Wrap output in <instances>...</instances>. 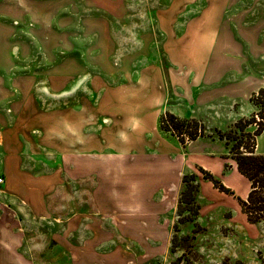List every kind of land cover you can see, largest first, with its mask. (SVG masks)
<instances>
[{
    "label": "rangeland",
    "instance_id": "1",
    "mask_svg": "<svg viewBox=\"0 0 264 264\" xmlns=\"http://www.w3.org/2000/svg\"><path fill=\"white\" fill-rule=\"evenodd\" d=\"M0 70L9 79L31 80L33 100L23 104L34 115L27 136L29 166L61 168L65 176L50 197L49 222L85 213L96 203L101 141L112 127L108 123V131L102 122H111L112 110L121 114L137 104L148 116L164 101L161 122L170 103L193 105L203 129L185 146L206 145L208 162L215 156L211 169L195 159L189 163L187 174H196L200 183L198 225L179 224L176 214L178 231L144 229L143 243L127 249H138L139 264H261L264 227L250 224L238 201L247 197L250 182L217 130L229 132L248 118L255 110L250 98L264 88V0H0ZM228 106L232 113L226 115ZM8 116L0 111V130ZM9 143L7 151H14V138ZM73 143L80 145L79 156ZM257 143L263 153L264 136ZM87 154H96L90 173ZM216 167L234 195L215 188L199 170ZM183 208L181 220L192 219L188 206ZM23 217L27 258L72 264L54 239V225ZM2 235L11 237L7 230ZM14 263L0 258V264Z\"/></svg>",
    "mask_w": 264,
    "mask_h": 264
},
{
    "label": "crops",
    "instance_id": "2",
    "mask_svg": "<svg viewBox=\"0 0 264 264\" xmlns=\"http://www.w3.org/2000/svg\"><path fill=\"white\" fill-rule=\"evenodd\" d=\"M17 64L15 62L13 67H18ZM3 73L0 70V111L6 110L9 118L0 130V144L3 143L4 150L0 158V176L5 179L0 191V258L7 257L14 260V264H35L23 251L29 244L23 232L27 223L23 216H26L54 225V239L70 255L72 264H139L138 249H127V246L143 243L144 229L174 228L183 177L192 171L189 163L195 159L197 164L211 169L215 156H210L208 162L205 158L211 153L206 145H197L191 150L162 129L158 118L164 101L155 104L148 116L137 104L121 114L112 110L108 116L111 122H102L104 127L108 123H112V127L110 131L106 127L109 133L101 141L103 152L96 166L100 181L94 191L96 203L85 213L73 211L66 219L49 222L50 197L63 186L65 176L61 168L40 171L29 166L27 136L29 118L34 115L23 104L33 100L31 80L9 79ZM17 103H20L19 109L15 108ZM165 108L177 118L198 120L193 105L185 109L174 102ZM226 108V115L232 113L229 106ZM11 138L15 140V150L8 152ZM37 147L43 148L40 144ZM79 147L78 143L72 145L78 156ZM87 155L90 173V160L96 154ZM211 171L217 179L221 176L219 168ZM7 222L11 225L5 226ZM5 230L9 231L10 239L2 235ZM28 250L32 252L34 248Z\"/></svg>",
    "mask_w": 264,
    "mask_h": 264
},
{
    "label": "trees",
    "instance_id": "3",
    "mask_svg": "<svg viewBox=\"0 0 264 264\" xmlns=\"http://www.w3.org/2000/svg\"><path fill=\"white\" fill-rule=\"evenodd\" d=\"M250 102L255 110L248 118L239 119L229 132L217 130V133L220 140H223L229 148V154L236 162L238 172L250 182V191L247 197L245 199L238 198L242 213L250 224H262L264 227V152H257L258 139L264 136V88L260 89L258 93H254L250 98ZM167 118L178 138L162 124L164 117L160 122L162 129L175 137L183 147H185L186 143L182 137L184 133L189 135L190 140H195L198 131L203 129V126L194 119H180L171 114H168ZM225 168L228 169L229 165H226ZM199 170L203 173L204 178L210 181L215 188L223 193L234 195L211 172L203 168H199ZM183 187L177 209L179 224L189 221L196 224L199 212L196 193L200 188L197 175L185 174ZM184 205L188 206L186 211H189L190 214L193 213L192 219L185 218L181 220L183 219ZM178 229V225L175 224L174 230L178 231ZM174 238L173 236L172 244L174 243ZM261 264H264V257H261Z\"/></svg>",
    "mask_w": 264,
    "mask_h": 264
},
{
    "label": "built area",
    "instance_id": "4",
    "mask_svg": "<svg viewBox=\"0 0 264 264\" xmlns=\"http://www.w3.org/2000/svg\"><path fill=\"white\" fill-rule=\"evenodd\" d=\"M163 117H164V120H163V125L165 127H167L173 134H175V137H177L176 135V132L174 131L173 127H172V124L170 123L169 119L167 118V114L166 112L163 113ZM185 140V142H188V140H190V137L187 133H184L183 136H182ZM178 138V137H177ZM5 184V179L4 177H1L0 176V191H1V187Z\"/></svg>",
    "mask_w": 264,
    "mask_h": 264
}]
</instances>
